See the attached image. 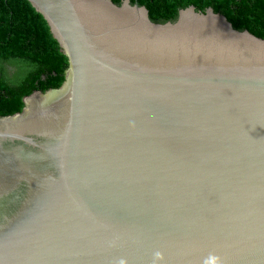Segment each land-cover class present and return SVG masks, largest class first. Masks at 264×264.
<instances>
[{"label":"water","instance_id":"obj_1","mask_svg":"<svg viewBox=\"0 0 264 264\" xmlns=\"http://www.w3.org/2000/svg\"><path fill=\"white\" fill-rule=\"evenodd\" d=\"M28 1L68 66L0 116V264H264V39Z\"/></svg>","mask_w":264,"mask_h":264},{"label":"trees","instance_id":"obj_2","mask_svg":"<svg viewBox=\"0 0 264 264\" xmlns=\"http://www.w3.org/2000/svg\"><path fill=\"white\" fill-rule=\"evenodd\" d=\"M120 4L122 0H112ZM147 8L154 22L174 21L190 5L211 7L233 27L264 39V0H130ZM67 57L49 26L28 0H0V116L21 111L23 98L35 90L58 88Z\"/></svg>","mask_w":264,"mask_h":264}]
</instances>
